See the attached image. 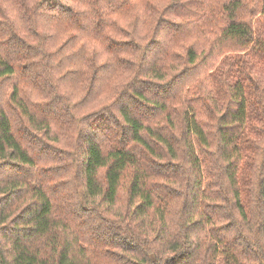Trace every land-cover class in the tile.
Segmentation results:
<instances>
[{"label": "trees", "instance_id": "1", "mask_svg": "<svg viewBox=\"0 0 264 264\" xmlns=\"http://www.w3.org/2000/svg\"><path fill=\"white\" fill-rule=\"evenodd\" d=\"M0 264H264V0H0Z\"/></svg>", "mask_w": 264, "mask_h": 264}, {"label": "rangeland", "instance_id": "2", "mask_svg": "<svg viewBox=\"0 0 264 264\" xmlns=\"http://www.w3.org/2000/svg\"><path fill=\"white\" fill-rule=\"evenodd\" d=\"M231 54H229V55H225L224 56V58H223V60H222V58H220L219 59V61L220 60H222L221 61V64H220V66H219V68L215 71V74H216V78H218L221 74H223V72L226 70V71H229L230 73H232V72H234V71H236V68H239V69H237L238 70V72H239V70L241 69V67H242V64H238V62L236 61L237 59L235 58V56L233 57V56H230ZM228 57V58H227ZM237 57V56H236ZM235 58V59H234ZM238 58V57H237ZM234 59V60H233ZM233 60V61H232ZM231 61H232V64H231ZM241 62V61H240ZM239 62V63H240ZM232 70H234V71H232Z\"/></svg>", "mask_w": 264, "mask_h": 264}]
</instances>
